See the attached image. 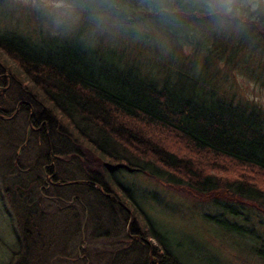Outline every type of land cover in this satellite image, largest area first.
Returning a JSON list of instances; mask_svg holds the SVG:
<instances>
[{
	"label": "trees",
	"instance_id": "1",
	"mask_svg": "<svg viewBox=\"0 0 264 264\" xmlns=\"http://www.w3.org/2000/svg\"><path fill=\"white\" fill-rule=\"evenodd\" d=\"M60 1L80 14L68 36L0 28L8 264H59L83 233L110 251L73 264H184L120 172L209 203L206 221L264 262V233L244 213L264 204V109L221 75L239 67L264 83V3L247 15L238 0Z\"/></svg>",
	"mask_w": 264,
	"mask_h": 264
},
{
	"label": "rangeland",
	"instance_id": "2",
	"mask_svg": "<svg viewBox=\"0 0 264 264\" xmlns=\"http://www.w3.org/2000/svg\"><path fill=\"white\" fill-rule=\"evenodd\" d=\"M10 1L9 9H0V28L2 29L14 30L26 35H36L40 31L50 35L68 36L77 29L80 23V14L60 0ZM229 2H233V0H229ZM262 3L264 0H238V10L244 11L247 15H255ZM56 4H60V7H56ZM109 34H111L109 29L102 32V42L106 43L109 40ZM159 42L162 45V41ZM140 46L139 44L138 47ZM141 47L143 48V46ZM183 52L188 54L189 49L185 48ZM256 56L264 60V54H260V51H257ZM248 71L250 73V70ZM221 75H225L223 85L228 94L253 101L264 109L263 81H257L250 75L243 74L239 67L233 71L223 69ZM7 78L9 87L11 80L8 75ZM8 87L0 84V107L5 110H9L8 106L11 105L12 92L10 89L8 90ZM9 119L1 120L7 121ZM15 125H11L10 128L15 129ZM11 153L12 147L9 140L5 141L0 136V170L4 168L5 157L12 155ZM118 176L124 183L133 186L143 208L158 228L167 232L173 242L175 253L182 263L264 264L251 254L250 248L244 241L224 234L216 226L206 221L204 215L212 214L215 211L209 203L197 201L181 191L170 190L142 175L120 172ZM151 193L155 194L156 201H153L149 196ZM244 205L247 207L244 213L251 217V221L255 222L258 231L264 233V204L247 203ZM9 211L10 206L5 200L2 189H0V264H8L12 253L17 250L14 233L16 222ZM86 236L83 233L80 238L75 239L71 251L68 250L67 256L61 257V262H57L59 264H73L72 262L77 258L82 260L85 258L82 250L85 252L92 250L95 257H98L106 249L108 250H106L105 255L108 254L107 252L110 251L109 248H106L109 245L108 242L97 241L88 246Z\"/></svg>",
	"mask_w": 264,
	"mask_h": 264
},
{
	"label": "water",
	"instance_id": "3",
	"mask_svg": "<svg viewBox=\"0 0 264 264\" xmlns=\"http://www.w3.org/2000/svg\"><path fill=\"white\" fill-rule=\"evenodd\" d=\"M0 119H5V118L0 116ZM29 126H30V124H29ZM30 131H31V127H29L27 129V131H26V141H25V143L28 141Z\"/></svg>",
	"mask_w": 264,
	"mask_h": 264
},
{
	"label": "clouds",
	"instance_id": "4",
	"mask_svg": "<svg viewBox=\"0 0 264 264\" xmlns=\"http://www.w3.org/2000/svg\"><path fill=\"white\" fill-rule=\"evenodd\" d=\"M56 7H60V4H56Z\"/></svg>",
	"mask_w": 264,
	"mask_h": 264
}]
</instances>
